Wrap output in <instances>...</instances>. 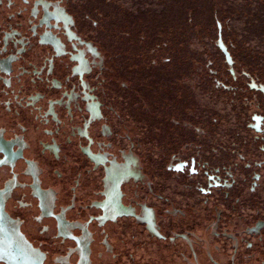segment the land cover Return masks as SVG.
Here are the masks:
<instances>
[{
    "label": "flooded vegetation",
    "instance_id": "flooded-vegetation-1",
    "mask_svg": "<svg viewBox=\"0 0 264 264\" xmlns=\"http://www.w3.org/2000/svg\"><path fill=\"white\" fill-rule=\"evenodd\" d=\"M112 1L0 0V240L42 264H264V66L217 22L219 65L184 76L171 28L124 67Z\"/></svg>",
    "mask_w": 264,
    "mask_h": 264
},
{
    "label": "water",
    "instance_id": "water-1",
    "mask_svg": "<svg viewBox=\"0 0 264 264\" xmlns=\"http://www.w3.org/2000/svg\"><path fill=\"white\" fill-rule=\"evenodd\" d=\"M258 1L122 0V9L111 3L106 14L112 17L108 27H119L124 37L130 34V39L125 37L130 41L121 44L127 53L122 60L124 67L133 64L150 66L154 60L152 52L158 50L161 42L157 36L163 32L168 34L171 28L174 33L181 29L182 66L186 72L183 75L187 76L191 72L192 60L199 61V66L211 65L209 60L215 61L214 65L223 61L224 56L217 47V22L222 25L224 43L232 47L241 65L264 66V3L259 4ZM95 44L100 45L97 41ZM107 45L115 48L116 43L107 41ZM174 45L176 42H173V49ZM205 73L208 75V71ZM7 236L5 246L0 240V261L6 264H42L36 260L37 250L23 235L18 232Z\"/></svg>",
    "mask_w": 264,
    "mask_h": 264
},
{
    "label": "snow or ice",
    "instance_id": "snow-or-ice-1",
    "mask_svg": "<svg viewBox=\"0 0 264 264\" xmlns=\"http://www.w3.org/2000/svg\"><path fill=\"white\" fill-rule=\"evenodd\" d=\"M258 123H259V121H258ZM178 170H179V168H178Z\"/></svg>",
    "mask_w": 264,
    "mask_h": 264
}]
</instances>
